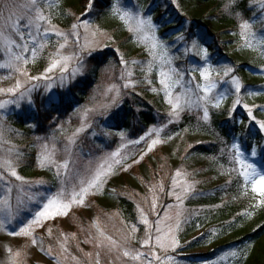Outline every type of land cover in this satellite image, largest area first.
<instances>
[{
  "label": "rangeland",
  "instance_id": "374dc122",
  "mask_svg": "<svg viewBox=\"0 0 264 264\" xmlns=\"http://www.w3.org/2000/svg\"><path fill=\"white\" fill-rule=\"evenodd\" d=\"M72 1L53 0L52 9L48 10L45 0H41V3L45 4V14L51 17L56 29L64 33H70L71 25L75 22L76 17H80L85 13L86 2L84 3V8L79 10L80 13L77 16L70 17L69 8ZM103 1L98 0L99 3L97 2L95 11L87 14V19L91 22L92 29L87 33L83 28L79 29V43L76 42V36L69 35L68 44L61 50V55L72 57L67 62V71H63L62 67H57L52 72L46 71L51 64V59L55 55L59 43L63 42L61 38L51 33L47 37L48 43L46 47L38 50L34 61L31 59V52L26 54L29 58V63L25 66L27 76L20 75L10 68H0V88L5 89V92L0 93V103L7 102L4 108H0V132L3 135L4 133H9L11 125L8 123V118L12 115L24 116L27 113L34 112L36 103L40 104V106L49 105V97H54L57 101L55 104H57L59 98L61 99L62 95L78 79L87 76L93 57L109 50L113 53V57H110L107 64L101 68V78L89 94L87 101L80 108H77L74 113L72 112L68 117L62 118L57 124L56 131L50 137L45 136L38 140L35 154L36 169L32 172L34 176L31 178L22 177L18 173V168L15 164L17 174L28 183L21 185L20 181H16L14 177H7V186L13 188L11 200L13 205H15L17 195L24 196L23 192L17 190L19 187H23L29 194L43 192L45 195H53L62 187V181L68 180L71 183V178L77 174L86 175L87 168H94L113 152H120V156L117 159H120L121 163L113 165V173L107 178L106 183L98 190H91L85 197L83 205H73L67 216H59L55 220L47 221L43 228H37L35 230L36 246L32 245L30 239L11 236L6 231H0V264H76V261L71 259L72 256L77 257L80 264H85V262L94 264V261L88 260L85 254L98 251V249L94 248L93 243L86 242L92 240V237L96 235L94 225L97 224L118 243H123L127 239L129 248L149 252L148 248H141V242L145 238L146 227L140 222L138 206L144 210L150 225L155 227L158 224L162 230L161 235H175L179 242V247L175 251H172L170 247L167 251L154 247L152 250L161 257V260L167 257L171 264H237L238 259H229L233 255L229 257L227 254L221 255L216 259H206V256L213 252V247L210 244L188 248L190 245L186 244H189L204 228L188 238L178 236V231L182 226L181 222L180 229L178 231L175 230L176 220H181L187 216L184 206L185 200L190 195H197L201 191L195 186V183L187 181L186 170L182 166L181 176L176 177L174 175V178L179 182L174 189L171 183L167 184L170 177V169L184 156L189 148L198 143H206L210 139L206 138L205 135L188 131V133L184 132L177 135H170L167 131L171 125L179 122L184 115H192L197 121L207 123L209 119L207 121L203 119V107L193 106L189 108L185 104L178 118L169 117L168 113L171 108L159 84L157 71H153L148 77L151 83H147L145 74L140 71V64L131 65L132 60L146 62L150 59L146 46L137 42L135 35L127 30V25L118 16L110 13L109 7H107L106 12H104L105 10H100V7L105 4ZM24 2L25 0H0V12H3L4 5ZM121 2L122 5H126L132 11L138 10L145 16L152 17L153 21L160 26L158 35L170 45V54L176 57L173 67L187 73L184 75L185 86L174 88V96L185 93L188 88L193 89V93L189 94L192 100L195 101L198 95H202L195 89V85L197 83L203 85L205 81L201 79L199 71L188 73V69L210 65L213 69L211 78L217 84V88L213 91L211 97L223 93L224 99L220 101L218 107L214 106L215 100L207 104L208 113L210 107L223 109L231 119L236 121L237 126L243 120H245L246 127L254 125V121L247 117L243 105H247L254 110L255 107L259 106L257 102L259 96L263 95L264 97V48L259 44V41L264 39V23L260 22L264 20V15H262L260 3H253L252 18L247 20L253 24V31L257 33L253 48L243 46L244 41L241 39L239 27L235 32L224 36L219 43L227 46L228 53L230 56L236 57L237 62L246 61L250 64L248 71L246 70V73L241 74L238 71V63L225 60L222 55L220 56L218 53L210 51L206 46L208 42H200L199 32L196 31L193 34L189 32V20L183 19L186 11L180 8L178 0L175 3H173V0H121ZM66 6H69V8ZM157 10L159 11L158 14L161 13V16L156 13ZM7 15V12H3V16H0V29L4 27L5 21L3 17ZM180 19H183V22L180 23L178 21ZM164 28H169V30L164 32ZM94 30H98V33L93 36L92 31ZM112 33L117 38H114ZM181 34H183L185 39H177ZM192 40L197 41L200 46L207 49L208 56L206 61L202 58V55L196 54L198 49L191 48ZM86 44L90 45L87 49L84 48ZM185 48L190 50L187 55L184 53ZM120 54H123L125 60L129 62V67L132 68L133 75L130 78H120L124 69V65L119 63ZM43 57L46 68L42 71L32 72L30 67ZM7 62L8 57L4 52L3 45L0 44V64ZM225 66L234 69L228 77L223 76ZM74 72L75 74H73ZM217 72L220 75H217ZM233 75L239 78L241 84L240 105H234L236 93L230 83ZM193 76H195V79H193ZM29 77L48 78L29 79ZM17 80L20 81L22 87L15 95H12L6 90L14 88ZM129 80L135 87H124V84ZM153 88L157 91H152ZM21 93H24V95L21 96ZM249 93L256 94L249 95ZM152 98L157 100L153 99L157 104L164 103L166 114L160 118L164 119L162 122L158 121L155 127L148 130L140 128L138 123L134 121L132 123L133 129L128 132L117 133L112 131L110 133L108 131V124L114 121L116 114L121 111L127 101V104L133 106L137 112L139 107L135 106L134 102H140L143 99L152 101ZM233 107H235V111H231ZM170 120L172 122H169ZM81 127L84 128V131L79 132L74 137L75 144H69V139L73 138V133ZM152 129H162L159 137ZM121 133L124 134L123 137L120 135ZM260 135L263 138L261 142L249 141L247 138L242 139V135L235 136V138L237 141L242 142L245 148L248 142L252 145L256 155L252 156L245 151V159L253 163L257 171L264 173L263 157L261 155L262 145L264 148V133H260ZM168 137H171V139H168ZM4 138L3 136V141H5ZM157 138H159L160 143L149 150L152 140ZM134 141L139 142L134 143ZM233 142L234 139L232 144ZM43 144H47L50 150L54 149V158L58 163L66 159L70 161L68 177L64 175L57 177L55 167L47 164L41 166ZM11 147L13 146L10 143L0 141V159L8 155V149ZM15 151L19 152L16 147ZM231 157L232 150L230 149ZM234 165L239 172V165L235 163ZM153 171H156L157 175ZM3 174L7 176L6 173ZM161 183L164 191L159 190ZM187 185H191L192 190L187 195H184L183 188ZM5 188V181H0V198L5 196ZM150 188H153L154 191H149ZM246 188L258 197V202L264 199L258 192L252 191L251 183H248ZM111 191H116L120 195L126 196L134 204V208L137 211L136 214L134 213L135 233H132L133 226L124 223L120 212L112 204H109L108 208L104 206L103 194ZM178 194L182 197L180 200L176 199ZM153 198L157 201L155 211L150 210ZM36 208V204H28V209L33 210ZM178 213L179 216L177 215ZM21 216L30 218V212H23ZM13 228L14 225L9 226V230ZM48 228L52 230L51 235L47 232ZM155 235L156 233L153 232V245H155ZM65 237H68L66 244L68 253H61L60 242H63ZM232 240V238H224L220 239L219 243L223 241L231 242ZM49 248L52 249L51 254L48 252ZM227 251L231 252V250ZM17 252L20 253L19 256H16ZM149 258H151V253H149ZM100 260L101 264H141L140 261H131L127 258L116 259L115 252L109 255L101 251ZM153 264H161V262L153 260Z\"/></svg>",
  "mask_w": 264,
  "mask_h": 264
},
{
  "label": "trees",
  "instance_id": "16d2710c",
  "mask_svg": "<svg viewBox=\"0 0 264 264\" xmlns=\"http://www.w3.org/2000/svg\"><path fill=\"white\" fill-rule=\"evenodd\" d=\"M85 2L87 0H73L70 8L66 6L71 12L69 16L72 18L77 16L80 13L79 10L84 8ZM103 2L105 4L100 7V10L106 12L110 0ZM178 2L180 8L186 11L183 19L189 20V32L192 34L199 32L200 42H208L206 46L210 51L222 55L225 60L238 63L239 73H246L250 64L246 61L237 62L236 57L228 53L227 46L219 43L228 33L235 32L243 20L252 18V5L259 3V0H235L234 4L231 0H178ZM158 12L157 10L156 13ZM237 13H240V16H237ZM160 14L158 15L161 16ZM183 19L178 21L181 23ZM168 30L169 28L163 29L164 32ZM112 35L117 38L114 33ZM110 57H113V53L109 50L93 57L87 76L78 79L61 99L59 98L57 104L40 106L36 103L34 112L24 116L12 115L8 118L11 129L3 136L7 143L16 147L21 153L15 164L22 177L34 176L32 172L36 169L35 154L38 140L45 136L50 137L62 118L74 113L87 101L89 94L101 78V68L107 64ZM45 68L44 57L30 67L32 72L42 71ZM153 99L156 100L152 98V101L149 100L150 103L145 99L134 102V105L139 107L137 112L133 106L127 104V101L121 111L116 114L114 121L108 124V131L110 133L112 131L128 132L133 129L134 121L144 130L155 127L158 121L164 120L160 118L166 114V109L164 103L157 104ZM257 102L259 106L255 107L253 115L259 120H264L263 95L259 96ZM196 121L194 116L184 115L167 131L170 135L188 131L205 135L210 139L206 143H198L189 148L170 169L167 184H172L176 171H181L182 166L186 170L187 181L195 183L201 191L197 195H190L185 200L187 216L180 220L182 226L178 236L188 238L204 228L189 244H186L190 245L188 248L210 244L213 252L208 254L206 259H216L224 254L230 257L235 252L236 255L229 259H238L237 264H264V204L258 202V197L246 188L243 178L230 158L232 140L235 136L242 135V139L247 138L249 141H262L258 127L254 125L246 127L245 120L237 126L236 121L231 119L225 110L213 107L209 109L207 123ZM261 151L263 161V145ZM233 168L236 170L233 171ZM153 172L157 175L156 171ZM103 195L104 206L108 208L109 204H112L120 212L124 223L134 226L137 211L131 200L116 191L105 192ZM224 238L233 240L219 243V240Z\"/></svg>",
  "mask_w": 264,
  "mask_h": 264
},
{
  "label": "snow or ice",
  "instance_id": "6c2138e0",
  "mask_svg": "<svg viewBox=\"0 0 264 264\" xmlns=\"http://www.w3.org/2000/svg\"><path fill=\"white\" fill-rule=\"evenodd\" d=\"M176 0H173L175 3ZM46 7L51 10L53 7V0H45ZM231 3H235V0H231ZM262 15H264V0H259ZM97 0H87L85 4V13L80 17H76L75 22L71 25V32L64 33L56 29L55 25L52 23L51 17L45 14L44 8L45 4L41 3V0H25L21 4H7L4 5L3 12H7L8 15L4 16L5 25L0 29V44L3 45L4 52L8 57V62L0 64V68H10L20 75L27 76V71L25 66L29 63V58L26 56L27 53L31 52V59L34 61L38 50H42L46 47L49 34H54L56 37L61 38L63 41L59 43L56 49L55 55L51 59L50 66L46 69L47 72H52L57 67H62L63 71H67V62L72 59V57L61 55V50L66 47L69 40V35H74L77 37V43H79V29L83 28L85 32H89L92 29L91 22L87 19V14H91L95 11ZM109 11L115 14L127 25V30L133 33L136 37L138 43L144 44L146 46V51L149 60L146 62H138L136 60L131 61V65L135 66L140 64V71L145 74V80L147 83H151L148 77L153 73L154 70L157 71L159 76V84L161 85L164 95L167 98V103L169 104L171 111L168 113L169 117H179L180 111L183 109V105H187L189 108L203 107V119L207 121L209 119V113L207 109V104L215 100L216 107L219 106L220 101L224 99L223 93L218 96L211 97L213 91L217 88L216 82L211 78L213 69L210 65L197 66L188 69V73H193L199 71L200 77L205 83L201 85L197 83L195 89L198 90L202 95H198L197 99L194 101L191 99L190 93H193V89H186L185 93L181 95H173V89L176 87H184V75L187 74L182 72L180 69L173 67V62L176 57L170 54V45H168L165 40L158 35L159 25L155 23L151 16H145L140 11H132L126 5H122L121 0H110ZM226 11L228 6L226 5ZM3 12H0V16H3ZM240 16V13H237ZM23 22V23H22ZM260 22L264 23V20ZM241 30V39L244 41L243 46L248 48H253L254 41L256 40L257 33L253 31V24L247 20H243L239 25ZM98 30L92 31V35H96ZM179 40L185 39L183 34L177 37ZM259 44L264 48V39L259 41ZM90 45H84V48H89ZM191 48L198 49L196 54L202 55V58L206 61L208 52L206 48H203L198 44L197 41H191ZM119 52V50L117 49ZM190 50L185 48V55L188 54ZM119 63L124 65V69L121 73V79L125 77H131L133 75L132 68L129 67V62L125 60L123 54H120ZM234 71L233 68L225 66L223 69V76L228 77ZM75 74V72L73 73ZM217 75H220L217 72ZM48 77H29V79H41ZM195 79V76H193ZM231 85L235 89L236 99L234 105L241 104L240 92L241 84L239 78L236 76H231ZM22 87L19 80H17L14 88H9L6 91L12 95H15L17 91ZM124 87H135V85L129 80L124 84ZM152 91H157L155 88ZM5 92V89L0 88V93ZM256 93H249V95H255ZM24 93H21L23 96ZM211 97V98H210ZM49 104H55L57 101L54 97H49ZM183 102V103H182ZM202 102V103H201ZM5 103H0V108L5 107ZM31 103V101H29ZM247 117L254 121V126L258 127V133H264V120H259L253 115V110L247 105H243ZM91 111V110H89ZM235 111V107L231 109ZM86 118V117H85ZM169 122H172L171 120ZM243 123V121H241ZM162 129H152L159 137V133ZM84 131L81 127L75 133H73V138L69 139V144H75L74 137L79 134V132ZM123 137V133L120 134ZM171 139V137H168ZM0 141H3V134L0 132ZM139 141H134L138 143ZM160 143L159 138L153 139L149 145V150ZM232 150V161L239 165V175L244 178L245 184L251 183L252 191L258 192L261 197H264V173L257 171L256 166L248 162L245 159V151L249 152L252 156L256 155L255 149L249 143L247 147L243 145L242 142L237 141L234 137V142L231 145ZM20 153L15 151V147L8 149V155L0 159V181H5V196L0 198V231H6L8 235L24 237L31 240L33 246L37 245V238L35 236V230L37 228H43L47 221L55 220L59 216H67L71 211L73 205H83L85 202V197L89 194L91 190L99 189L104 183H106L107 178L113 173V165L120 164L121 160L117 159L120 156V152L111 153L102 163H99L94 168H87L86 175L77 174L72 177V182L69 183L68 180L62 181V187L53 195H45L43 192H36L29 194L25 191L23 187H19L17 190L23 192L24 196L17 195L15 205H13L11 200V194L13 188L8 185L7 177H14L16 181H20L21 185L28 183L24 181L23 178L17 174L15 161L20 158ZM41 166L45 164L55 167L56 176L60 177L64 175L69 176L70 161L64 160L63 162H57L54 158V149L50 150L47 144L42 145L41 153ZM236 169L233 168V171ZM3 173H6L4 175ZM176 177L181 176V172L177 171L175 173ZM42 183V182H39ZM178 181L173 178L172 186L175 189L178 186ZM159 190L164 191L163 184L159 185ZM192 190L191 185H187L183 188V194L187 195ZM149 191H154L150 188ZM26 197V199H25ZM182 197L180 194L176 196L177 200ZM264 204V199L261 200ZM28 204H36L37 208L30 210L28 209ZM157 207V201L155 198L151 201L150 210L155 211ZM30 212V218L27 216H21L23 212ZM140 212V222L146 227L145 238L141 242V248H148L149 252H144L139 249H132L127 246V239L123 243H118L111 236L107 235L103 229L100 228L99 224L94 225L96 228V235L92 237V240L86 241L93 243L94 248L98 249L95 253H86L85 256L88 260L94 261V264H101L100 256L101 251H104L111 255L116 253V259L127 258L131 261H140L141 264H153V260L160 261L161 264H171V261L165 257L161 260V257L156 255L155 251L152 249L159 248L161 250L167 251L170 247L172 251H175L179 247V242L175 235H161V228L158 224L153 227L150 225L147 215L142 208H139ZM179 216V213L177 214ZM14 225L12 230H9V226ZM180 229V220L177 219L175 222V230ZM49 235H51V228L47 229ZM136 232V227H132V233ZM153 232L156 233L155 245L152 244ZM74 239V237H73ZM68 237L64 238L63 242H60L61 253H68V248L66 246ZM79 250V249H77ZM48 252L51 254L52 249L49 248ZM149 253H151V258H149ZM20 253L17 252L16 256ZM233 256L236 255L235 252L232 253ZM67 258V257H66ZM58 259V258H57ZM72 260L76 261V264H80L77 257L72 256ZM87 264V262H85Z\"/></svg>",
  "mask_w": 264,
  "mask_h": 264
}]
</instances>
